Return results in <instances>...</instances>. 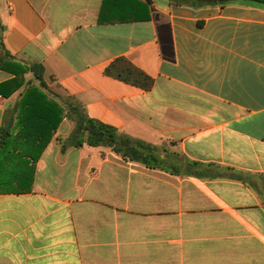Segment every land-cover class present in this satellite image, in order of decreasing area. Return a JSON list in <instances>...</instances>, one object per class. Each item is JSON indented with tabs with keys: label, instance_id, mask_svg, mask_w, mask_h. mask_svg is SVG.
I'll use <instances>...</instances> for the list:
<instances>
[{
	"label": "crops",
	"instance_id": "obj_1",
	"mask_svg": "<svg viewBox=\"0 0 264 264\" xmlns=\"http://www.w3.org/2000/svg\"><path fill=\"white\" fill-rule=\"evenodd\" d=\"M144 3L0 0L15 61L43 64L55 100L156 146L163 165L69 146L64 117L30 184L11 142L0 264H264V5ZM119 58L152 89L108 75ZM13 77L0 68V84ZM25 88L0 93V127Z\"/></svg>",
	"mask_w": 264,
	"mask_h": 264
},
{
	"label": "trees",
	"instance_id": "obj_2",
	"mask_svg": "<svg viewBox=\"0 0 264 264\" xmlns=\"http://www.w3.org/2000/svg\"><path fill=\"white\" fill-rule=\"evenodd\" d=\"M144 6L152 0H146ZM194 7L224 6L234 0H178ZM264 5V0H245ZM100 22L111 23L103 19ZM5 26L0 20V68L14 75L10 80L0 84V93L9 96L24 85L26 86L21 99L8 114L3 126L0 127V154L10 151L11 142H18L15 151L33 164L30 166L29 181L35 170V164L43 151L52 141L64 117L74 123V128L67 138L69 146L82 147L85 144L111 148L115 153L133 162L141 163L149 168H162L157 165L159 160L158 148L143 140L134 139L120 134L118 129L100 120L91 118L85 108L75 99H67L60 104L55 94L45 81V67L43 64L24 65L16 62L14 57L5 49L3 32ZM31 72L33 79L26 81L25 75ZM106 73L126 83H130L145 91L152 89L154 79L144 71L138 69L124 58H119L110 64ZM10 90V91H9ZM120 139V141H118ZM160 162V161H159ZM24 181H27L24 180Z\"/></svg>",
	"mask_w": 264,
	"mask_h": 264
},
{
	"label": "water",
	"instance_id": "obj_3",
	"mask_svg": "<svg viewBox=\"0 0 264 264\" xmlns=\"http://www.w3.org/2000/svg\"><path fill=\"white\" fill-rule=\"evenodd\" d=\"M118 141H120V139H118Z\"/></svg>",
	"mask_w": 264,
	"mask_h": 264
}]
</instances>
